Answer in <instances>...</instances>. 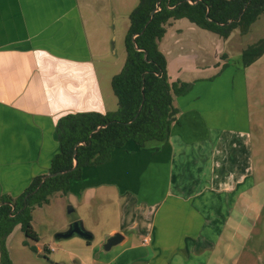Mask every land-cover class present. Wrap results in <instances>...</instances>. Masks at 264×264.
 Here are the masks:
<instances>
[{
	"label": "crops",
	"instance_id": "obj_1",
	"mask_svg": "<svg viewBox=\"0 0 264 264\" xmlns=\"http://www.w3.org/2000/svg\"><path fill=\"white\" fill-rule=\"evenodd\" d=\"M108 2L0 0V195L15 197L49 172L60 116L116 109L95 63L106 49L92 39L108 33L115 11ZM227 38L185 17L169 20L158 47L169 81L190 87L174 97L168 139L145 147L128 140L70 180L67 194L81 204L107 199L106 190L115 200L118 220L104 237L118 231L123 239L93 264H208L234 206L242 198L262 205L249 96L251 67L264 52L242 67Z\"/></svg>",
	"mask_w": 264,
	"mask_h": 264
},
{
	"label": "trees",
	"instance_id": "obj_2",
	"mask_svg": "<svg viewBox=\"0 0 264 264\" xmlns=\"http://www.w3.org/2000/svg\"><path fill=\"white\" fill-rule=\"evenodd\" d=\"M262 12L264 0H138L128 14L123 65L111 78L116 109L60 116L55 125L59 151L48 171L71 170L41 184L42 175H36L19 195H0V264H11L6 241L14 227L20 225L27 237L38 240L31 210L56 193L66 195L70 180L79 179L83 167L104 162L128 140L145 147L151 141L162 144L168 139L179 111L174 97L190 87L184 81H169L166 59L158 47L169 20L185 17L226 39L234 29L246 33ZM263 52L264 38L243 49L239 64L248 66Z\"/></svg>",
	"mask_w": 264,
	"mask_h": 264
},
{
	"label": "rangeland",
	"instance_id": "obj_3",
	"mask_svg": "<svg viewBox=\"0 0 264 264\" xmlns=\"http://www.w3.org/2000/svg\"><path fill=\"white\" fill-rule=\"evenodd\" d=\"M110 1H113L115 11L109 17L108 33L95 35L92 39L98 48L104 46L101 52L106 49L104 53L107 58L95 60V63L105 95L110 100L109 106L114 108L115 96L112 94L111 78L124 62V37L129 23L125 10L135 0ZM85 12L89 13V9H85ZM262 38L264 12L250 25L246 33L234 29L225 42V49L230 57H240L244 48ZM251 68L254 76L252 78L251 73H248L251 75L252 85L249 102L253 110V129L254 136L256 135V138L253 137L255 158L257 165L264 170V56ZM262 182L264 184V178ZM263 184L258 191V201L263 200L262 205H256L255 201L245 198L246 204L242 198L234 206L208 264H264ZM106 192L110 194L107 199H100L98 196L82 204L74 194L52 195L47 203L35 206L31 210V225L38 240L27 237L20 225L14 227L6 243L11 264H93L92 258L98 252H105L98 240H106L108 236L104 237L105 232L118 220L114 197L110 191ZM75 220L81 221L82 226L94 234V238L88 242L79 236L56 238L57 233L66 230V226ZM32 246L36 251L32 250Z\"/></svg>",
	"mask_w": 264,
	"mask_h": 264
},
{
	"label": "water",
	"instance_id": "obj_4",
	"mask_svg": "<svg viewBox=\"0 0 264 264\" xmlns=\"http://www.w3.org/2000/svg\"><path fill=\"white\" fill-rule=\"evenodd\" d=\"M156 6L158 7V5H156ZM154 11H155V9H153L150 12L151 16L153 15ZM76 146H77V144H75V146H74V152L76 151ZM70 170L71 169L45 173L41 176L40 184L48 177L59 175V174L65 173V172L70 171ZM55 236L57 238H68L71 236H79V237H81L87 241L91 240L93 237V235L82 226L81 221H79V220H75V221L71 222L65 231L59 232ZM122 239H123V235L120 232H118V231L114 232L111 235H109V237L103 243V248L105 250H108V249H110V247L119 243Z\"/></svg>",
	"mask_w": 264,
	"mask_h": 264
},
{
	"label": "built area",
	"instance_id": "obj_5",
	"mask_svg": "<svg viewBox=\"0 0 264 264\" xmlns=\"http://www.w3.org/2000/svg\"><path fill=\"white\" fill-rule=\"evenodd\" d=\"M148 240H149L148 237H144V238H143V242H147Z\"/></svg>",
	"mask_w": 264,
	"mask_h": 264
}]
</instances>
